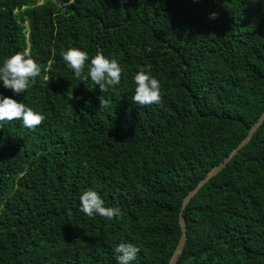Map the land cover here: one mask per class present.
Returning <instances> with one entry per match:
<instances>
[{
    "label": "trees",
    "instance_id": "16d2710c",
    "mask_svg": "<svg viewBox=\"0 0 264 264\" xmlns=\"http://www.w3.org/2000/svg\"><path fill=\"white\" fill-rule=\"evenodd\" d=\"M69 47L115 58L120 84L81 81ZM15 53L40 73L0 94L45 119L0 122V264H117L120 243L168 264L184 196L264 111V0H0V62ZM137 71L159 104L131 101ZM87 189L121 215H84ZM182 215L176 264H264V120Z\"/></svg>",
    "mask_w": 264,
    "mask_h": 264
},
{
    "label": "clouds",
    "instance_id": "9594fccd",
    "mask_svg": "<svg viewBox=\"0 0 264 264\" xmlns=\"http://www.w3.org/2000/svg\"><path fill=\"white\" fill-rule=\"evenodd\" d=\"M215 18V13L210 14ZM66 66L73 74L83 79L90 78L101 92L109 86L120 84L122 69L115 58L97 52L89 57L88 52L69 47L60 53ZM86 61L88 62L85 73ZM38 64L23 53H15L0 62V83L17 95H22L39 75ZM135 90L132 102L136 105L159 104L161 101L160 83L147 71H137L133 76ZM45 117L11 96L0 94V122L20 120L23 126L32 129L40 125ZM79 210L88 217L101 216L112 220L121 215L118 207H107L101 196L93 189L85 190L79 196ZM117 264H132L137 258L139 248L132 243H120L114 248Z\"/></svg>",
    "mask_w": 264,
    "mask_h": 264
},
{
    "label": "water",
    "instance_id": "95a60500",
    "mask_svg": "<svg viewBox=\"0 0 264 264\" xmlns=\"http://www.w3.org/2000/svg\"><path fill=\"white\" fill-rule=\"evenodd\" d=\"M264 120V111L262 114L259 116L257 121L253 124V126L249 129L247 134L244 136V138L241 139V141L229 152L227 156L223 158L221 162H219L217 165L213 166L207 173L206 175L198 181L196 186L191 189L187 195L184 196L181 204V209L179 211V225L181 229L180 237L178 240V243L176 244L174 251L169 259L168 264H176L177 259L179 258L180 254L183 251L185 241H186V221L182 215V211L186 204L190 201V199L196 194V192L205 184L207 183L210 178H212L215 174H217L222 168H224L227 164V162L233 157L235 153L238 152L240 148H242L248 140L252 137L253 133L255 130L262 124Z\"/></svg>",
    "mask_w": 264,
    "mask_h": 264
}]
</instances>
